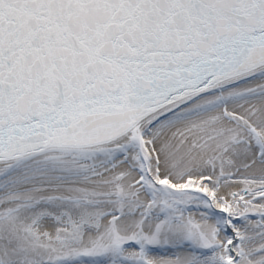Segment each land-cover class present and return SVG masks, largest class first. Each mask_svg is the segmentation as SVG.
I'll list each match as a JSON object with an SVG mask.
<instances>
[{"label":"snow or ice","instance_id":"obj_1","mask_svg":"<svg viewBox=\"0 0 264 264\" xmlns=\"http://www.w3.org/2000/svg\"><path fill=\"white\" fill-rule=\"evenodd\" d=\"M0 264H264V0H0Z\"/></svg>","mask_w":264,"mask_h":264}]
</instances>
